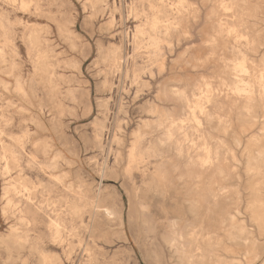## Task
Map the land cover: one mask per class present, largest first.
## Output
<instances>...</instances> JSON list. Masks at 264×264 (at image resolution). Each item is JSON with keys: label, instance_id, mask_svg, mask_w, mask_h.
Listing matches in <instances>:
<instances>
[{"label": "rangeland", "instance_id": "rangeland-1", "mask_svg": "<svg viewBox=\"0 0 264 264\" xmlns=\"http://www.w3.org/2000/svg\"><path fill=\"white\" fill-rule=\"evenodd\" d=\"M93 4L94 11L89 6L87 17L81 13L63 30L66 43L77 49L71 65L82 74L78 83L85 93L83 112L68 119L57 113L41 115L36 98L32 100L34 107H29L11 90L0 100V264H88L86 250L91 240L117 234L110 217L125 210L136 189L141 190V199L149 209L137 241L138 257L143 256L145 264H186L187 250L193 243L188 237L193 229L211 236L213 243L224 239L219 249H209L213 259L242 260L245 252H251L255 264H264V242L258 240L254 248L249 246L232 255L226 249L233 246L227 244L223 230L235 192L255 199L258 185L264 182V93L253 79L239 75L245 63L249 67L251 63L264 64V23L259 13L253 11L252 4L240 5L236 26L247 34V47L228 38L218 40L214 47L207 46L218 30L216 22L207 19L211 7L207 4L200 5L199 21L188 23L191 42L174 35L177 57L188 43L194 45L187 53L192 63L214 53L202 71L193 74L185 69L182 74L187 77L189 100L194 92L192 85L200 76L213 80L214 87L223 84L227 86L223 90L232 91L214 99L199 136L189 131V138L199 141L196 148L180 143L182 138L178 137L177 142L160 149L154 163L164 180L145 188L140 174L122 175L109 152L124 119L122 107L130 113L133 127L149 119L145 116L149 104L144 100L151 103L152 97L145 96L132 105L131 97L124 94L131 76L143 71L147 60L144 54L133 56L131 32L135 24L128 19L133 0H93ZM144 7L146 10L147 5ZM106 58L108 63H104ZM115 60L122 61L119 73L109 72ZM183 64L179 61L181 67ZM174 71L181 74L178 68ZM65 74L70 75L71 69ZM34 91L47 107L44 90L34 86ZM162 107L174 120H183L189 114L183 101L169 99ZM88 113L91 115L84 119ZM152 133L151 142L157 143L162 133L155 127ZM97 135L102 142L95 140ZM205 145L212 150L213 159L219 150L214 165L206 166L207 159L200 161L205 153L197 149ZM224 189L228 191L220 195ZM213 193L217 194L215 198ZM81 198L89 205L86 212L81 210ZM180 235L185 238L184 249L179 243L175 249L170 247ZM81 241L83 246H78ZM104 247L106 264H127L131 258L129 248Z\"/></svg>", "mask_w": 264, "mask_h": 264}, {"label": "clouds", "instance_id": "clouds-1", "mask_svg": "<svg viewBox=\"0 0 264 264\" xmlns=\"http://www.w3.org/2000/svg\"><path fill=\"white\" fill-rule=\"evenodd\" d=\"M201 4L211 6L207 19L215 21L218 29L208 41L209 47H214L222 38L231 39L240 47L248 46L247 34L236 26L240 20L241 4H252L253 11L259 13L260 21L264 23V0H133L128 11V19L135 24V30L131 32V39L135 44L133 56L144 54L147 60L143 71L131 76L124 94L131 97L132 105H137L145 96H151L152 100L151 103L144 100L145 104H149L145 113L149 119H143L135 127L129 121L130 113L123 107L120 109L124 119L113 136L109 152L116 169L129 177L134 173L140 174L145 180V188L164 180L159 166L154 163L160 156V149L177 142L178 137L182 138L180 143L196 148L199 141L191 140L189 131L199 136L204 127L203 118L207 117V109L214 99L232 91L223 90L227 88L223 84L221 87H214L213 80L200 76L192 85L194 92L189 100L187 77L182 74L185 69L193 74L202 71L207 61L214 58V53L204 60L192 63L188 60L187 53L194 45H185L184 51L177 57L178 42H174L173 37L175 35L178 40L189 42L193 40L188 23L199 21L202 15ZM77 5L80 6L79 10ZM89 6L94 11L93 0H0V100H3V93L11 90L22 97L29 107H34L32 100L36 98L41 115L45 112L49 116L57 113L60 118L68 119L83 112L86 107L85 93L78 83V77L82 74L71 65L77 49L66 43L63 30L69 20L78 19L81 13L87 17ZM71 27L74 29L75 23ZM179 61H184L183 67L179 65ZM104 63H108L107 58ZM121 63L122 61L115 60L109 72L114 70L119 73ZM177 68L181 74L174 71ZM27 69L30 71L25 76ZM69 69L71 74L66 75ZM239 75L253 79L264 93V64L258 66L251 63L249 67L245 63ZM34 86L42 88L47 94V107L43 100L36 97ZM169 99L183 101L188 105L189 114L185 119L174 120L164 110L162 105ZM20 111L25 109L21 108ZM90 115L88 113L84 119ZM153 127L162 133L157 143L151 142ZM95 140L102 142V137L97 135ZM197 150L205 153L208 161L206 166L218 161V149L216 159H213L214 154L207 145ZM258 187L260 191L255 199H248L242 191L234 194L228 224L223 229L227 244L233 246L226 250L232 255H237L241 249H248L249 246L254 248L258 240L264 242V182ZM227 191L224 189L219 194L223 195ZM212 195L215 198L217 194ZM81 204V210L86 212L88 203L81 198ZM148 212V207L141 199V190L136 189L125 210L110 217L116 225L117 234L91 240V247L86 250L88 264H106L102 255L105 245L129 248L131 258L127 264H145L144 257H138L140 248L137 241ZM188 238L193 243L187 250L186 264H255V260L250 258L251 252H245L242 260L213 259L209 249H219L225 243L223 238L213 243V238L202 235L199 229ZM184 239L180 235L178 241H173L170 247L175 249L179 243V247L184 249ZM78 246H83V241ZM68 258L70 260L71 253Z\"/></svg>", "mask_w": 264, "mask_h": 264}, {"label": "bare ground", "instance_id": "bare-ground-1", "mask_svg": "<svg viewBox=\"0 0 264 264\" xmlns=\"http://www.w3.org/2000/svg\"><path fill=\"white\" fill-rule=\"evenodd\" d=\"M241 83H242V82H241ZM246 84H248V83H246ZM243 85H244V84H243ZM243 85H242V86H243ZM240 86H241V84H240ZM242 86H241V87H242ZM248 86H249V85H248ZM249 88H250V87H249ZM249 88H248V89H249ZM235 89H236V88H235ZM246 89H247V87H246ZM236 90H237V89H236ZM236 90H235V91H236ZM238 91H239V90H238ZM243 91H244V90H243ZM239 92H240V91H239ZM248 92H249V90H248ZM250 92H251V90H250ZM242 93H243V92H242ZM244 93H245V92H244ZM231 144H232V143H231ZM169 145H170V144H169ZM204 159H206V158L204 157L203 160H202V159H201V160L199 159V160H200V161H204ZM205 161H206V160H205ZM198 163H199V162H198ZM205 164H206V163H205ZM205 164H204V162H203V165H205ZM200 165H202V164L200 163ZM187 169H188V167H187ZM189 169H190V167H189ZM200 169H203V168H200ZM192 175H193V174H192ZM196 176H197V175H196ZM196 176H195V177H196ZM200 176H202V174H201ZM200 176H199V177H200ZM196 178H197V177H196ZM197 180H199V178H197L196 181H197ZM200 181H201V180H200ZM197 182H198V181H197ZM196 185H197V184H196ZM198 185H199V184H198ZM197 187H198V186H197ZM198 189H199V188H198ZM199 190L201 191V189H199ZM199 190H198V191H199ZM198 191H197V192H198ZM200 191H199V192H200ZM192 193H193V192H192ZM188 197H190V196H188ZM192 198H193V197H192ZM214 200H215V199H214ZM192 202H193V201H192ZM196 205H197V203H196ZM190 214H191V213H190ZM180 224H182V223H180ZM180 224H179V225H180ZM53 226H54V225H53ZM54 228H55V227H54ZM192 231L194 232V229H193Z\"/></svg>", "mask_w": 264, "mask_h": 264}]
</instances>
